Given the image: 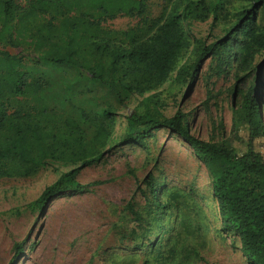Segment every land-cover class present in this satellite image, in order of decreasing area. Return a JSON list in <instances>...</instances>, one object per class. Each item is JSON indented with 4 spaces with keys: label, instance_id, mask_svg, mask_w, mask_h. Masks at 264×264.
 <instances>
[{
    "label": "trees",
    "instance_id": "trees-1",
    "mask_svg": "<svg viewBox=\"0 0 264 264\" xmlns=\"http://www.w3.org/2000/svg\"><path fill=\"white\" fill-rule=\"evenodd\" d=\"M240 1L245 5L229 12L227 0H209L207 7L205 0H166L160 16L151 20L149 0H36L24 6L0 0V179L31 177L47 162L78 165L42 191L34 201L41 211L63 189L86 193L99 185H82L76 176L102 158L115 111L111 106L82 110V122L58 115L47 107L50 84L43 72H71L69 84L84 80L122 105L132 95L157 89L177 70L191 46L183 23L204 18L201 12L211 9L214 21L230 17L231 24L211 45L197 43L191 78L208 56L217 61L218 72L235 68L234 91L241 93V101L232 109L230 134L203 141L189 132L184 113L164 117L154 107L126 118L121 144L141 145L159 129L178 135L208 171L222 231L237 236L247 264H264V157L256 148L264 139V122L259 80L251 78L259 68L252 69L255 57L264 53V24L257 21L264 0ZM123 16L139 21L125 31L105 26ZM6 47L31 50L33 65L26 66ZM181 72L188 74L187 69ZM145 102L155 106L152 97ZM83 123L92 128L90 137ZM155 181L150 174L144 179L150 193L146 217L131 203L125 206L131 216L129 238L147 249L143 264H189L199 256L194 242L204 231L199 212L192 204L181 206L177 191L165 194ZM24 242L13 245L8 264L21 256Z\"/></svg>",
    "mask_w": 264,
    "mask_h": 264
},
{
    "label": "rangeland",
    "instance_id": "rangeland-1",
    "mask_svg": "<svg viewBox=\"0 0 264 264\" xmlns=\"http://www.w3.org/2000/svg\"><path fill=\"white\" fill-rule=\"evenodd\" d=\"M208 1L205 0L206 7ZM165 2L149 0L148 19L159 17ZM227 2L229 12L245 5L240 0ZM257 12V21L262 25L264 10ZM201 13L204 18L195 16L183 23L191 46L177 70L157 89L142 97L132 95L122 105L106 98L103 91L87 86L84 80L69 84L66 80L73 77L71 72H43L50 84L45 91L50 110L81 121L80 111L95 112L111 106L115 111L114 127L102 158L76 176L82 185L100 183L86 193L63 189L42 211L34 205L46 187L78 165L47 162L31 177L0 179V264H8L13 245L23 241V252L13 264H143L147 249L129 238L131 216L125 206L129 202L135 211L147 216L145 205L150 193L144 179L149 174L164 187L165 194L177 191L181 206L189 203L199 212L204 231L194 242L199 256L189 264H247L237 236L222 231L207 169L178 135L159 129L144 138L141 145L121 144L126 135V118L154 107L164 117L177 111L184 113L189 132L203 141L214 142L230 134L232 109L241 101V93L234 91L235 68L218 72L217 61L208 56L194 79L191 73L197 61V43L205 47L221 39L231 19L216 22L211 9ZM138 21L123 16L107 21L105 26L125 31ZM6 50L23 57L26 66L33 65L31 50ZM257 67L251 78L259 80V107L264 122V53L255 57L252 69ZM181 69H187L188 74ZM148 97L153 98L155 106L145 102ZM83 126L90 137L92 128ZM256 148L264 157V139L256 143Z\"/></svg>",
    "mask_w": 264,
    "mask_h": 264
},
{
    "label": "built area",
    "instance_id": "built-area-1",
    "mask_svg": "<svg viewBox=\"0 0 264 264\" xmlns=\"http://www.w3.org/2000/svg\"><path fill=\"white\" fill-rule=\"evenodd\" d=\"M32 1H36V0H16V2L21 5V6H24L26 5L27 3L29 2H32Z\"/></svg>",
    "mask_w": 264,
    "mask_h": 264
}]
</instances>
